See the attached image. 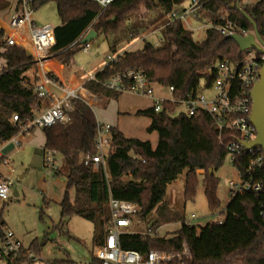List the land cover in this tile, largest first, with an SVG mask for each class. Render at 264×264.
<instances>
[{
  "label": "trees",
  "instance_id": "16d2710c",
  "mask_svg": "<svg viewBox=\"0 0 264 264\" xmlns=\"http://www.w3.org/2000/svg\"><path fill=\"white\" fill-rule=\"evenodd\" d=\"M47 1L44 0V3ZM184 1L115 0L103 10L101 4L94 0H55L62 22L55 29L56 43L51 51L66 68L74 69V56L83 50V43L78 39L90 24L98 34L105 36L110 50L116 51L143 33L164 25L166 15ZM236 3L237 0H217L211 4L213 13L209 12V15L214 22L221 23L222 20L215 13L220 8H226L233 19L252 29L254 26L245 15V10L254 17L258 31L264 38V0L252 5L243 4L241 9L236 7ZM8 6V1H2L0 10ZM161 36L163 41L160 45L147 40L141 49L127 52L112 68L101 73L100 79L105 80L130 69L141 68L151 81L165 87L173 86L174 95L182 98L197 87L209 88L216 78V65L220 61L228 59L239 63L245 56L235 40L214 28L207 30L203 40H195L192 30L178 22L165 26ZM1 46H5L3 29L0 31ZM0 58L6 61L0 70L1 145L2 141L16 135L28 123L32 109L47 106L49 99L40 98L34 90L39 78H30L27 72L35 70L37 63L24 47L5 46V50L0 51ZM50 76L61 81L53 72ZM102 91L109 99H118L122 94L104 89ZM71 106L72 119L69 123L43 129L45 148L58 150L66 167L67 184L60 204V224H63L65 218L74 215L92 221L93 242L98 247L107 240L111 219L110 198L137 202L140 205L137 217L146 220L148 228L157 229L164 222L179 218L182 219V226L171 237L124 232L120 236L122 247L138 250L144 255L152 250L183 253L185 243L189 242V236L196 228L188 226L181 215L171 210L167 199L168 187L185 173L184 197L186 200H194L202 177L209 208L219 209L220 178L217 172L228 158L227 145L233 133H221L215 120L204 111L194 116L183 112L174 116V104L166 106V110L161 112L149 107L137 111V115L152 119L148 132L158 133L157 146L154 148L148 140L128 138L113 128L110 132L111 151L106 156L105 165L97 167L94 163L85 164L83 160L84 154L97 152L96 113L81 99H73ZM16 114L19 116L17 122L13 121ZM192 128L198 132L197 138L191 136ZM187 134L190 143L187 142ZM251 157L252 152L243 150L235 160V165L245 178L248 177ZM60 175L61 170L56 173V177ZM253 176L263 182L262 191L259 194L246 192L238 195L226 207L229 210L241 199L242 209L256 225L253 242L224 251L220 256L207 257H198L190 246L189 254L178 256L173 264L183 260L187 264H264V223L256 220L259 206L264 204V165L257 168ZM71 190L75 192L74 198H71ZM226 215L223 224L225 228L229 225L230 213ZM47 240L42 243L34 241L31 247L40 251L41 245Z\"/></svg>",
  "mask_w": 264,
  "mask_h": 264
},
{
  "label": "built area",
  "instance_id": "2783aa9c",
  "mask_svg": "<svg viewBox=\"0 0 264 264\" xmlns=\"http://www.w3.org/2000/svg\"><path fill=\"white\" fill-rule=\"evenodd\" d=\"M101 4L105 10L115 0H94ZM217 0H185L182 4L170 11L165 17L164 25L150 32L143 33L138 40L146 42L149 36L158 35L155 45H160L163 41L161 30L171 24L178 22L185 23L189 20L196 22L198 28L217 29L221 34L229 36L239 34L248 36L255 34L254 28H248L238 20L231 17V12L226 8H220L215 15L222 22L216 23L209 15L211 4ZM259 0L240 1L243 4L252 5ZM44 3V0H14L8 6L11 15L7 16V23L4 27L5 46L24 47L34 57L38 67L39 80L34 85V90L40 98L49 99L47 106L32 109V117L20 131L8 140H4L0 145V200L6 202L15 192L16 181L12 173L15 171L12 166V152L22 147L23 139L31 130L48 128L57 124H67L71 121L73 99H81L95 109L100 102V97L104 90L117 93H133L144 97L152 98V107L157 112L166 110V106L174 104L176 110L174 116L185 113L194 116L199 111L207 112L215 120L221 133H233V137L227 145L228 158L235 165L237 155L243 150L252 152L249 160L248 177L240 173V181H230V199L233 200L238 195L246 192L259 194L263 189V182L254 178L253 174L257 168L264 165V150L255 148L248 150L245 143L257 137L256 126L251 121L253 108L252 90L261 78V69L264 66V53L255 48L249 47L244 50V59L239 63H234L228 59L220 61L216 65V78L209 88L197 87L190 90L182 98L174 95L173 86L165 87L159 83L151 81L141 68L127 70L118 73L108 79H100V74L108 68H112L130 50L132 44L127 47L119 48L107 54L103 68L100 73L89 72L84 74L85 80L90 81L96 87L94 92L85 94L77 88H71L64 82L55 80L50 73H55L50 69V63L55 58L52 47L56 43V27L50 23L38 25L33 19L36 10ZM213 13V12H212ZM92 29V24L83 32L81 40ZM196 27H194V30ZM256 36V35H255ZM256 41L264 46L260 40ZM135 41V40H134ZM92 41L83 43V50L88 51ZM5 46L0 47V51L5 50ZM56 74V73H55ZM99 86L101 87H98ZM157 84V85H156ZM156 86L159 87V91ZM211 90L210 94L207 91ZM19 116H13V121L17 122ZM110 123H103L97 120L96 149L95 154H84L85 164L94 163L95 166L105 165L106 156L111 151L110 132L113 129ZM44 161L46 175L48 179L56 178V173L60 170L62 156L56 149L45 148ZM238 169V168H237ZM241 199H238V201ZM264 204L261 203L257 212L258 222L264 223ZM109 207L111 210L110 227L107 240L104 245L98 246L87 263L72 261L47 260L42 257L41 252L26 246L21 238L8 226L0 210V264H173L178 256L189 254L187 242L183 253L174 254L165 251L152 250L144 255L138 250L124 249L121 245L120 236L122 233L131 230V226L136 221L140 211L137 202L110 198ZM223 212H219L221 214ZM195 218L196 215L192 214ZM188 226L191 223L186 220ZM220 219L218 224H223ZM138 233H149L152 236L160 235L159 228H146L145 231H134ZM177 264H187L180 261Z\"/></svg>",
  "mask_w": 264,
  "mask_h": 264
},
{
  "label": "rangeland",
  "instance_id": "374dc122",
  "mask_svg": "<svg viewBox=\"0 0 264 264\" xmlns=\"http://www.w3.org/2000/svg\"><path fill=\"white\" fill-rule=\"evenodd\" d=\"M2 1H8L10 5L14 0H0V4ZM8 9L6 7L0 10V31L1 29L5 30L7 16L12 13ZM33 19L38 25L50 23L55 27L62 22L55 0H48L40 5L34 13ZM197 25L201 24L191 20L185 23V27L192 30L195 40H203L207 29L198 28ZM194 27H196L195 30ZM158 35L149 36V40L156 43ZM91 43L88 51L81 49L75 54L74 69L77 71L81 67H85L87 70L98 67L97 65L102 63L107 54L111 52L103 34H98ZM128 44H124L121 48L127 47ZM137 44V47L144 45L143 43ZM0 62L2 63L3 60L0 59ZM61 72L63 73V71ZM64 73L67 75V80L72 78L71 71ZM37 75L38 67L31 70L28 76L33 79ZM156 88L159 91V87L156 86ZM210 93L211 90L207 91V94ZM150 103L148 97L124 93L120 95L118 100L112 99L110 105L113 107L116 105L123 111L120 115L125 129L141 135L143 134L142 127L145 118H140L133 113V110L137 107H148ZM98 108L95 106L97 116L99 115ZM192 129L191 136L197 138L198 132L194 128ZM37 132L40 133L29 136L24 148L16 151L13 155L12 166L15 171L12 175L16 181L19 195H13L6 202L0 200L3 219L26 246H31L34 241L42 243L48 238L46 243L41 245L40 250L45 259L87 263L91 260L92 252L97 248L93 242L94 223L84 217L74 215L65 218L63 224H60V204L65 196L67 184L66 167L62 158L60 162L62 175L51 180L47 178L43 157V138L41 137L44 136V132L43 129H38ZM38 134L39 136H37ZM33 137L36 138L32 139ZM22 139L24 141V137ZM186 139L190 143L188 134ZM200 147L203 148V145L201 144ZM199 172L203 173V170ZM22 175L24 176L21 177ZM217 175L220 178L218 197L221 200V209L217 210L209 208L202 177L194 200H186L184 197L185 173L170 183L168 187L167 199L171 210L181 215L184 220H188L196 228L195 232L189 236L187 245L189 252L190 246H192L198 257L220 256L224 251L249 245L256 237V225L242 209L240 200L236 201L229 210L226 208L231 195L229 183L231 180L240 181L239 170L227 158ZM70 193L71 198H74V190H71ZM222 211L224 212L218 214ZM227 212L230 213V221L228 227L225 228L223 227L224 223L218 224V221L221 219L225 222ZM192 214H195L196 217L193 218ZM135 219L136 221L130 229L145 231L148 226L147 221L138 217ZM181 226L182 219L179 218V220L164 222L159 227V231L161 235L171 237L181 229Z\"/></svg>",
  "mask_w": 264,
  "mask_h": 264
},
{
  "label": "crops",
  "instance_id": "0c3cea01",
  "mask_svg": "<svg viewBox=\"0 0 264 264\" xmlns=\"http://www.w3.org/2000/svg\"><path fill=\"white\" fill-rule=\"evenodd\" d=\"M137 43L145 44L141 40L136 39L135 41L130 42V44H132V46L128 52L136 51L138 49H141L144 46L143 45L141 47H137L138 46ZM0 59L3 60L2 63L0 62V70H1L6 65V61L3 58H0ZM50 62H52V64H49L51 67L50 69H53V71L56 73V75L60 78L61 82H64L65 84H67L71 88H77L80 91L84 92L85 94H90L91 92H94L96 90V87L94 86V84L92 82L85 80L84 74L89 73V72L100 73L101 69L103 68V65H104V61H103L102 63L97 65L98 67H94V68L89 69V70H87L85 67H81L77 71L76 69L69 70L62 63L57 61L56 58L52 59ZM100 65H102L101 68H100ZM68 70L72 72V76H71L72 78L70 80H67V75H66V73H64L65 71L69 72ZM61 71H63V73ZM29 73H30V71L27 72V75H29ZM125 93H129V92H125ZM122 94H124V93H122ZM102 95L103 96L100 97V102L97 104V106L99 107L98 108V110H99L98 114L99 115L97 116V114H96L97 120H99L103 123L112 124L114 128L120 130L128 138H138V139H141L143 141L148 140L152 143L154 148L157 146L158 141H159L158 133L156 131L151 132V133L148 132V127L152 123V119L150 117L138 115L140 118L141 117L145 118V120H143V127H142L143 134L138 135L137 132H135V131L132 132L130 130H127L124 128L123 119L120 115V113L123 111L121 109H119V107H117L116 105L114 106L115 108L112 105H110V102L112 99L107 98L104 94H102ZM148 99L151 102L148 107H142V108L137 107L136 109L133 110V113H135L137 115V111L152 107L153 100H152V98H149V97H148ZM116 100H118V99H116ZM94 111H95V109H94ZM38 129H40V128L33 129L28 134H26L24 136V141H23L22 147L15 149L12 152V156L15 154L16 151L24 148L26 141L28 140L29 136H32V135L35 136L37 133H40V132H37ZM37 136H39V134ZM41 137L43 138L42 147L44 148L43 150H45V144H46L45 133H44V136H41ZM35 138L33 137L32 139H35ZM43 157H44V152H43ZM23 176L24 175H22L21 177H23Z\"/></svg>",
  "mask_w": 264,
  "mask_h": 264
},
{
  "label": "water",
  "instance_id": "95a60500",
  "mask_svg": "<svg viewBox=\"0 0 264 264\" xmlns=\"http://www.w3.org/2000/svg\"><path fill=\"white\" fill-rule=\"evenodd\" d=\"M240 1L237 0L236 7L241 9ZM245 12V15L250 20V22L253 24L255 29V34H249L248 36H242L239 34H231L228 37L235 40L237 44L240 46L241 50H244L246 48L252 47L257 49L260 52L264 53V46L259 44L256 41L257 37L260 42L264 45V38L260 35L258 31L257 24L254 20V17L249 13ZM98 33L93 28L89 31V33L81 39L82 43H87L89 41H92ZM256 35V36H255ZM252 98H253V108H252V114H251V121L256 126L257 129V137L249 142H246V148L248 150L255 149V148H262L264 150V66L261 69V78L260 80L255 84L253 90H252ZM14 195L18 196L19 191L16 187Z\"/></svg>",
  "mask_w": 264,
  "mask_h": 264
}]
</instances>
